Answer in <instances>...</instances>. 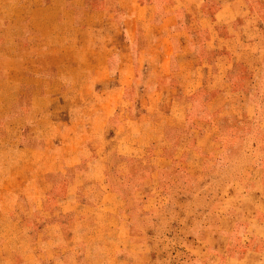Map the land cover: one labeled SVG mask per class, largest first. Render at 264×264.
Returning a JSON list of instances; mask_svg holds the SVG:
<instances>
[{"label": "rangeland", "instance_id": "374dc122", "mask_svg": "<svg viewBox=\"0 0 264 264\" xmlns=\"http://www.w3.org/2000/svg\"><path fill=\"white\" fill-rule=\"evenodd\" d=\"M18 3L0 0V23ZM193 20L188 12L184 24L191 27ZM2 36L9 32L1 28ZM85 48L83 55L90 56L92 47ZM19 55L18 45L17 51L15 44L0 45V264H220L233 261L231 252L260 246L255 240L250 246L248 231L216 237L207 207L211 195L240 193L246 181L251 199L235 198L231 210L251 215L254 187L264 188L263 74L228 79L233 86H253L255 106L249 109L244 93L223 90L226 78L210 75L212 63L190 79L196 84L190 95L178 90L179 74L170 81L151 75L156 87L135 77L132 90L110 99L104 111L94 104L100 92L88 95L87 107L71 106L68 94L55 107L35 93L27 108ZM84 63L93 64L90 57ZM102 81L117 83L109 73ZM214 115L222 119L218 128L201 122ZM171 122L174 136L166 141ZM198 124V133L210 136L171 158L175 140L195 134ZM200 242L208 249L196 251Z\"/></svg>", "mask_w": 264, "mask_h": 264}, {"label": "crops", "instance_id": "0c3cea01", "mask_svg": "<svg viewBox=\"0 0 264 264\" xmlns=\"http://www.w3.org/2000/svg\"><path fill=\"white\" fill-rule=\"evenodd\" d=\"M9 12L11 17H4L0 23V29L8 31L9 37H0V45L15 44L16 51L17 45L20 49L19 58L24 64L17 73L25 78L20 83V92L25 93L27 108L34 104L29 96L35 93L40 99L55 103V107L64 105L65 94L71 106L87 107L90 106L88 95L100 92L94 104L104 111L110 99L125 97L132 90L135 77L144 76L149 86L156 87L159 82H151V75L167 77L170 81L179 74L182 80H178V90L189 91L190 95L196 90V84L192 85L190 79L199 76L202 67L208 68L211 63L210 75L226 81L234 75H264V0H19ZM188 12L194 17L191 27L184 24ZM221 26L223 30L218 31ZM124 44L126 50L120 47ZM86 45L92 47L90 56L83 55ZM248 48L255 52L246 53ZM88 57L93 63L91 67L84 63ZM251 60H254L252 66L248 64ZM109 62L113 65L109 66ZM173 62L178 66L176 71L172 69ZM187 62L191 64L181 65ZM152 63L157 68L151 69ZM108 73L117 79L111 87L102 81ZM8 74L5 70L4 75ZM251 87L250 84L243 88L233 86L228 81L223 90L244 93L242 103L249 109L255 106ZM218 96H212L211 101ZM137 120L130 121L137 123ZM221 121L214 115L201 122L214 123L218 128ZM174 126L172 122L169 124V134L163 139L167 141L174 136ZM199 127L200 124L192 136L182 134L175 140L173 151L168 153L171 158L179 157L187 144L195 141L197 145L210 136L198 133ZM162 159L167 164L170 161L167 156ZM245 182L240 184V193L229 190L222 197L211 195L207 214L215 221L216 237L228 236L231 230L248 231L252 239L250 246L256 241L261 247H249L239 255L231 252L233 261L220 264H264L262 183L254 187L258 194L251 201L253 214L239 215L232 211V200L245 201L252 197L250 183ZM227 188L233 186L228 184ZM229 206V212L225 213L224 207ZM207 247L201 242L194 245L196 251ZM249 254L253 257L251 260L247 258ZM214 255L221 258L218 253Z\"/></svg>", "mask_w": 264, "mask_h": 264}]
</instances>
